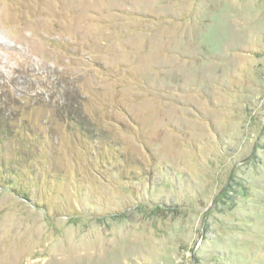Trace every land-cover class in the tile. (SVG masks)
<instances>
[{
    "label": "rangeland",
    "instance_id": "374dc122",
    "mask_svg": "<svg viewBox=\"0 0 264 264\" xmlns=\"http://www.w3.org/2000/svg\"><path fill=\"white\" fill-rule=\"evenodd\" d=\"M0 90V264H264V0H0Z\"/></svg>",
    "mask_w": 264,
    "mask_h": 264
},
{
    "label": "trees",
    "instance_id": "16d2710c",
    "mask_svg": "<svg viewBox=\"0 0 264 264\" xmlns=\"http://www.w3.org/2000/svg\"><path fill=\"white\" fill-rule=\"evenodd\" d=\"M4 84H7L6 82H4ZM9 85V83H8ZM0 144L5 145L6 143L9 142L10 138H13L15 136V132L16 130V125L15 124H20L21 128L26 129V126L22 125L20 122L18 123L17 120L19 119L18 116V112L15 109L14 105H19L20 101L18 102V98H14L13 99L10 97H7V94L3 91L0 90ZM23 98V97H21ZM45 104L46 101H44ZM60 104V103H59ZM68 109V107H66ZM75 108V106H74ZM76 114V115H75ZM63 115L62 113L58 114ZM62 119H64L65 121H70V122H79L78 125H80V128H83V131L86 132L87 134H89L87 131V127H86V123L87 122V118L84 117L81 113H79L77 110H75V112H66L64 113L63 116H60ZM80 119V121H79ZM20 121V119H19ZM28 131V133L31 134V132L26 129ZM90 132V130H89ZM5 147V146H4ZM3 149V148H2ZM2 149L0 148V152L2 151ZM13 161L9 162L4 160L2 167L4 168V173H7L8 175H15L17 174L18 170L13 168ZM19 174V173H18Z\"/></svg>",
    "mask_w": 264,
    "mask_h": 264
}]
</instances>
